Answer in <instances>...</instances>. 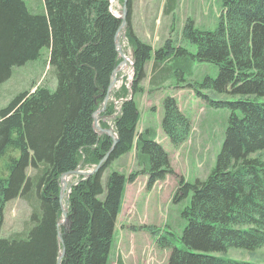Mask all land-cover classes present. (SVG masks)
Listing matches in <instances>:
<instances>
[{
    "label": "trees",
    "instance_id": "trees-1",
    "mask_svg": "<svg viewBox=\"0 0 264 264\" xmlns=\"http://www.w3.org/2000/svg\"><path fill=\"white\" fill-rule=\"evenodd\" d=\"M124 1L123 36L133 76L131 96L121 101L113 119L112 147V136L93 128L94 112L120 62L122 20L111 12L109 0H42L37 12L24 0H0V84L15 67L37 60L43 47L49 49L48 64L56 77L54 89L34 86L0 108V222L8 201L20 197L30 206L22 229L0 236V264H108L125 184L144 174L150 190L155 182L176 176L154 128L137 130L133 96L143 90L151 58V82L166 78L171 66L179 72L192 61L217 66L214 78L188 86L213 106L228 108L229 115L208 175L193 182L177 176L172 202L186 201L180 236L160 234L153 226L138 230L148 231L157 247L170 250L167 264H264L224 256L233 249L253 255L264 248V0H220L215 29L198 28L187 18L182 35L193 50L170 38L153 49L135 34L132 1ZM202 90L232 99L213 101ZM127 94L123 87L117 96ZM162 108L161 129L179 146L190 135L191 120L173 96L163 98ZM113 111L107 103L99 115ZM99 126L108 127L102 119ZM134 144L140 170L126 174L112 169L111 163ZM100 162L95 172L69 184L66 219L60 224L61 176ZM176 238L181 246L174 244ZM115 264L124 262L118 257Z\"/></svg>",
    "mask_w": 264,
    "mask_h": 264
},
{
    "label": "rangeland",
    "instance_id": "rangeland-1",
    "mask_svg": "<svg viewBox=\"0 0 264 264\" xmlns=\"http://www.w3.org/2000/svg\"><path fill=\"white\" fill-rule=\"evenodd\" d=\"M24 1L32 11L37 12L43 9L42 0ZM150 1V11L147 10L144 13V5H141V20L137 24L140 31L142 29V38L156 49L158 45H162L167 38H170L175 45H182L193 50V46L182 35L187 18L192 19L198 28L215 29L221 14L220 0ZM110 4L114 12L117 14L121 12L122 2L120 0L110 1ZM166 8L168 12L165 11ZM123 33L124 28L120 30L117 36L118 51L132 59L130 47ZM48 57V49L43 47L37 60L29 61L13 69L11 76L0 84V108L7 105L18 93L34 88V86L45 85L50 89L55 88L56 77L48 64ZM151 65L152 58L145 66V78L141 82L143 90L133 96L139 111L137 130L145 124L157 127L156 139L170 153L171 165L176 176H167L164 180L157 181L151 190L145 188L144 174L138 175L133 182L125 184L123 206L119 216V230H115L112 238L113 251L109 264L116 261L120 251L128 264H167L170 250L157 247L154 237L148 231H126L122 230L120 225L126 228L128 224L134 225L135 228L143 225L153 226L160 234L167 235V231H169L180 236L185 226L180 211L186 201L179 204L172 202V196L177 191L178 186L177 176L181 175L186 180L193 182L196 178L204 179L208 175L215 164V157L222 143L229 115L228 108L213 106L195 94L192 87L188 86L194 82H201L206 76L214 78L217 74V66L214 64L192 61L187 69L184 68L181 72L175 71L174 66H171L166 78L155 79L153 82L150 81ZM131 72L133 74V69ZM131 72L125 74L119 71L117 75L116 86L109 94V99L106 102V104L112 105L113 113L102 117L99 114L95 116L98 125L99 120L102 119L112 134L114 133L113 119L116 109H119L122 99L131 96L129 93L132 80ZM123 87L127 89L128 94L121 97L117 96L118 93L122 92ZM201 93L213 101L232 99L230 96L212 90H202ZM165 96H173L176 103L181 106L180 109L191 120L190 135L179 146L173 145L161 129L162 100ZM150 105L151 108L148 107ZM101 107L102 104L99 108ZM149 115H151L150 119H148ZM94 168V166L78 167L77 170L91 172ZM111 168L129 174L135 170H140V165L137 164L132 153L131 156H125L121 161L114 160L111 163ZM79 176L80 174L67 175L61 179L62 181L60 180L61 204L64 210L68 186ZM29 212L30 206L26 200L18 197L8 201L2 212L0 236H8L22 229L23 222L27 219ZM131 232L132 237L129 240L128 237ZM174 244L181 246L178 238L175 239ZM224 256L264 263V248L253 255L233 249Z\"/></svg>",
    "mask_w": 264,
    "mask_h": 264
},
{
    "label": "crops",
    "instance_id": "crops-1",
    "mask_svg": "<svg viewBox=\"0 0 264 264\" xmlns=\"http://www.w3.org/2000/svg\"><path fill=\"white\" fill-rule=\"evenodd\" d=\"M132 1V5H131V24H132V27H133V30H134V32H135V34L142 40V41H144V42H146L143 38H142V29H141V31H140V27H139V25L137 24V23H139V21L141 20V16H140V12H141V8H142V6H143V10H144V13L148 10V11H150V9H151V1L150 0H131ZM142 5V6H141ZM148 43V42H147ZM161 45V44H160ZM160 45H158V47L160 46ZM152 46V45H151ZM153 48V47H152ZM153 49H156V48H153ZM48 53H49V49H48ZM178 106L181 108V106L178 104ZM149 108H151V105L150 106H148ZM146 108V107H145ZM147 109V108H146ZM144 112H146L145 110H143ZM151 118V115H149L148 116V119H150ZM147 123H148V121H147ZM147 126H150L149 124H145V126H143V127H141L140 129H138V131H142L145 127H147ZM153 127V126H152ZM154 128V133H155V139H156V135H157V133H158V130H157V127L155 128V127H153ZM157 140V139H156ZM133 153V155H135V144H134V146H133V148L128 152V153H126V154H124V155H122V156H120L119 158H117V160H119V161H121L125 156H131V154ZM171 159V158H170ZM118 170V169H117ZM145 176V175H144ZM145 178V180H144V184L146 183V176L144 177ZM156 184V183H155ZM154 184V185H155ZM154 185L152 186V188L151 189H153L154 188ZM150 189V190H151ZM123 197H124V192H123V195H122V202H121V206H120V211H119V213H118V216H117V222H116V229L117 230H119L118 229V224H119V216H120V214H121V211H122V206H123ZM120 228L122 229V230H126V231H133V230H135V231H139L138 230V228H135V226L134 225H129L128 224V226H127V228L125 227V226H123V225H120ZM115 229V230H116ZM128 233V232H127ZM126 233V234H127ZM131 237H132V232H131V234L129 235V240L131 239ZM127 239V238H126ZM123 242V241H122ZM114 248V247H113ZM113 251V249H112V246H111V250H110V256H109V260H108V264H109V261H110V258H111V252ZM118 257H120L121 259H122V261L124 262V264H128L126 261H125V258L123 257V255H122V252L120 251L119 253H118ZM117 257V258H118ZM113 264H115V262H112ZM111 263V264H112Z\"/></svg>",
    "mask_w": 264,
    "mask_h": 264
},
{
    "label": "water",
    "instance_id": "water-1",
    "mask_svg": "<svg viewBox=\"0 0 264 264\" xmlns=\"http://www.w3.org/2000/svg\"><path fill=\"white\" fill-rule=\"evenodd\" d=\"M126 14H127L126 3H125V1L123 0V3H122V10H121V12L119 13V15H117V17H119V18L122 20V23H121V26H120V28H119V30H118V33H119L120 30H121L122 28H124V26H125V18H126ZM117 36H118V34H117ZM117 49H118V41H117ZM120 55L122 56L121 53H120ZM122 58L124 59V56H122ZM119 69H120V63L118 64V66L116 67V69L114 70V72H113V74H112L110 85H109V87H108L107 93H106V95H105V97H104V100H103V102H102V107H101V108H98V109L94 112V120H93V128H94V130H95L96 132H98V133H105V134H107V135L112 136V138H113V144H112V147H113V145L116 143V138H115V136H113V134H112V132H111L110 129L100 127V126L98 125L96 119H95V116H97V115L100 114L102 111H104V109H105V104H106V102H107V100H108V97H109V92L112 90V88H113V86H114V83H115V81H116V71H118ZM99 118H100V117H99ZM107 156H108V154L105 155L104 158H103L102 160H105V159L107 158ZM101 162H102V161H101ZM101 162L98 163V165H97V166L94 168V170L91 171V172H80V171H78V170L76 169V170H74V171H70V172H68V173L63 174V175L61 176L60 180H61L62 178H64L65 176H67V175H72V174H80L81 176H86V175H88V174H91V173L95 172L97 169H99V167L101 166ZM61 181H62V180H61ZM60 199H62V189H61V188H60ZM65 219H66V211L63 210V219H62L59 223L61 224L62 222L65 221ZM59 239L61 240V236H59ZM62 255H63V249H62V251H61V254H60L59 259L61 258Z\"/></svg>",
    "mask_w": 264,
    "mask_h": 264
},
{
    "label": "built area",
    "instance_id": "built-area-1",
    "mask_svg": "<svg viewBox=\"0 0 264 264\" xmlns=\"http://www.w3.org/2000/svg\"><path fill=\"white\" fill-rule=\"evenodd\" d=\"M123 56H124V59L126 61H125V64L122 67H120L119 71L120 72H124L125 74H129L132 71V61H131V59L129 57H127L125 55H123ZM131 75H132V72H131L130 76ZM119 109H120V107H119ZM119 109H116V113L119 111Z\"/></svg>",
    "mask_w": 264,
    "mask_h": 264
},
{
    "label": "bare ground",
    "instance_id": "bare-ground-1",
    "mask_svg": "<svg viewBox=\"0 0 264 264\" xmlns=\"http://www.w3.org/2000/svg\"><path fill=\"white\" fill-rule=\"evenodd\" d=\"M110 1H113V0H110ZM121 57V62H120V67H122L124 64H125V59H123L122 58V56H120ZM66 182V181H65ZM64 210V209H63Z\"/></svg>",
    "mask_w": 264,
    "mask_h": 264
}]
</instances>
